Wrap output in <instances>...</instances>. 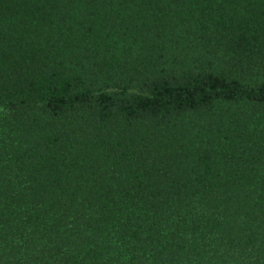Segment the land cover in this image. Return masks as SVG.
<instances>
[{
    "label": "trees",
    "instance_id": "obj_1",
    "mask_svg": "<svg viewBox=\"0 0 264 264\" xmlns=\"http://www.w3.org/2000/svg\"><path fill=\"white\" fill-rule=\"evenodd\" d=\"M0 264H264V0H0Z\"/></svg>",
    "mask_w": 264,
    "mask_h": 264
}]
</instances>
